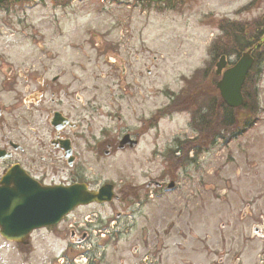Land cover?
Wrapping results in <instances>:
<instances>
[{"label":"rangeland","instance_id":"obj_1","mask_svg":"<svg viewBox=\"0 0 264 264\" xmlns=\"http://www.w3.org/2000/svg\"><path fill=\"white\" fill-rule=\"evenodd\" d=\"M252 1L174 0L170 7L178 8L170 9L126 0H33L16 3L10 15L0 10V147L6 136L27 151L42 153L41 144L49 139L48 109L61 106L50 105L49 91L38 105L32 92L39 82L61 75L63 85L73 82L69 92L84 90L97 104L105 102L111 89L128 93L121 120L119 112H114L116 118L107 117L110 106L96 105L92 128L97 141L104 128L111 135L118 126L143 132L135 149L91 159L93 187L110 182L120 194L127 183L144 188L143 194L152 179L165 176L176 182L173 191L150 195L143 208L150 215L149 227L158 226L156 242L119 233L125 219L116 218L123 210L118 200L91 206V240L79 247L63 236L62 227L35 231L28 247L0 236V264H264V60L252 75L256 99L249 106H256L239 117L250 120L258 111L249 131L235 140L224 132L215 145L191 154L194 160L181 167L169 166L162 157L177 140L197 136L194 126L200 116H192L198 108L218 112L214 78L203 68L215 63L211 42L219 47L226 39L220 36L219 20L237 21L235 27L241 28L264 16V0L243 9ZM247 33L242 45L250 38ZM235 59L230 53V61ZM193 74L201 81L185 84L183 78ZM184 89L191 96L190 111L179 110L187 96L170 101L172 93ZM60 96L70 98L64 92ZM164 111L176 112L166 116ZM158 112L162 118L149 127ZM208 132L200 136L204 141L196 137L190 147L207 143L214 135ZM133 217L139 228V214ZM108 223L112 237L104 231ZM255 226L263 235L253 233Z\"/></svg>","mask_w":264,"mask_h":264},{"label":"flooded vegetation","instance_id":"obj_2","mask_svg":"<svg viewBox=\"0 0 264 264\" xmlns=\"http://www.w3.org/2000/svg\"><path fill=\"white\" fill-rule=\"evenodd\" d=\"M254 1L255 0L251 3ZM7 5L8 8H3V11H6V15H10L14 3L8 2ZM0 6L4 7L5 3L0 4ZM263 35L264 32L262 37ZM260 40L262 41L263 38H260ZM125 72L126 71H124V73ZM114 75L115 77H118V73L115 72ZM122 79V77L121 79L118 78L120 83ZM62 80L63 76L61 75L54 76L49 81L47 79L46 81L43 80L38 83V89L32 92V97L34 100H38V105L43 103V97L46 92L49 91L51 96L50 105L61 106V109H48V113L50 114L48 117V124L50 126L49 139L47 142L41 144L40 149L42 153L39 154L36 151H27L26 146L21 144L20 141L8 139L6 136L2 139L4 146L0 147V186H2V180L6 174L12 168L17 167L20 170L21 175L43 186H69L78 183H85L91 190V154L95 156L97 153L95 151V145L91 146V139L93 138L91 135H94L92 121L94 120V113L97 110L96 105L100 106L103 104L101 108H107L110 106L108 115L112 118L115 115L114 112L121 113L124 108V103L127 101V96L124 92L106 93V98H104L105 102L97 104L95 97H87L86 94L83 93L84 90L69 92L70 86L68 85L73 84V82L70 81L68 82V85H63L61 82ZM116 86L117 84L115 83L114 87ZM61 92H64L65 98H70H66L65 101L62 100L60 96ZM56 101L59 103H56ZM55 112L62 114L71 124L62 126L60 129L53 128L50 125V121ZM1 113L2 108H0V117ZM116 131L120 132L121 130L118 129ZM123 134H121V136L118 135L113 137L109 135L106 138L105 144L108 149L104 154L108 152L106 155H110L112 151H117ZM140 135H142V133L137 132L136 137H139ZM13 177L15 178V176ZM158 183L160 185H158ZM151 184H154V189H149L152 194H157L160 191L167 192L174 190V188L167 189L165 179L152 181ZM10 186L13 187L14 183L11 182ZM149 186L150 185L148 184V187ZM139 191L140 190L125 188V194L121 198L124 210L118 217L127 220L131 217L130 214L126 212L127 208L131 205H137L138 208H135L132 215L136 216L139 214L141 225L137 228L135 222H126L124 228H121L119 233L122 236H129L134 233V237L137 235L139 238H142V240L150 239V241L156 242L160 233L158 226L154 225L153 227H149L148 222L150 215L143 210V208L148 205L149 201L143 196L141 200H137V204H131L128 198V195L134 197V199L135 197L139 198L140 196L135 194ZM74 220L76 223L77 220ZM167 229L165 230L167 231ZM165 230H163V233H165ZM80 231V228H77L76 226L75 228L72 227L69 232V238L75 243L87 241L91 238V235L88 232H84V235L82 233L83 236H79ZM107 232L112 237L113 232L111 229H108ZM64 233V235L67 236L66 231ZM133 252L137 256L138 248L135 247Z\"/></svg>","mask_w":264,"mask_h":264},{"label":"water","instance_id":"obj_3","mask_svg":"<svg viewBox=\"0 0 264 264\" xmlns=\"http://www.w3.org/2000/svg\"><path fill=\"white\" fill-rule=\"evenodd\" d=\"M3 1L6 0H0V2ZM253 61L251 50H248L242 53L232 67L223 72L217 88L227 106L231 108L242 106V87ZM225 66L226 61L223 56L216 65V73L221 74ZM59 119L56 113L52 125L57 126ZM135 143L133 141L132 145ZM11 182L14 183L13 187L10 186ZM2 183L3 186L0 187V234L9 241H23L36 229L56 225L80 204L102 203L111 201L113 197L111 185L103 186L98 192H91V194L82 185L41 186L15 169L9 171ZM172 186L173 184H170V187Z\"/></svg>","mask_w":264,"mask_h":264},{"label":"trees","instance_id":"obj_4","mask_svg":"<svg viewBox=\"0 0 264 264\" xmlns=\"http://www.w3.org/2000/svg\"><path fill=\"white\" fill-rule=\"evenodd\" d=\"M264 24V20L262 18L253 20L250 23H246L245 26H241V28H236L235 24H229L228 27L225 28L226 31V39L223 42L224 44L219 45V47H215L216 44L214 43L212 45V49L211 51H214V49L216 50L215 55L217 57H220L221 55H228V54H239L242 50H244L245 47L248 46V43H250L249 41H251L254 37V33L253 35L250 32V38H248V40L246 41V44L242 45V42L245 41V37L246 35H248L247 31L250 30L251 28H254L255 30H257V28ZM248 28V29H247ZM258 32V31H255ZM225 44L229 47H231V49L229 50L227 48V46H225ZM233 47V50H232ZM218 48V50H217ZM231 51V52H230ZM260 61V60H259ZM209 72V71H208ZM256 71L254 70L252 73H250L248 75V78L246 80L245 86H244V105L240 108V109H232L227 107L225 104L222 103V100L219 98V96L217 95L214 101L215 104V108L218 110L217 113L213 114V110L212 108L209 109V113H204V111H202L201 107L200 109L198 108L195 111V116L196 113L197 115H200V121L201 122H206L208 123L207 127L209 130V133H213L215 131H218L220 128L224 129H231V128H236L235 131H233V133H237L238 131H241L245 128H247L249 125H251V123L253 122V116H256L257 111L254 110L250 116V120L249 118H244L240 119L239 117L240 114L242 113V111H249V109H254L253 106H256V102L254 104H252V106H249V100L252 99H256L255 97V89H253V86L255 85V81H252V75L253 73H255ZM256 74V73H255ZM208 77H212V75L210 73H208ZM201 94H197L198 98ZM187 103L182 102V106L184 107L186 106L189 107L192 100H191V96L187 97ZM180 108V107H179ZM198 110L200 111V113H198ZM221 118V119H220ZM214 119V120H213ZM216 119H219L218 122H214L216 121ZM236 135V134H235ZM207 138V137H206Z\"/></svg>","mask_w":264,"mask_h":264}]
</instances>
